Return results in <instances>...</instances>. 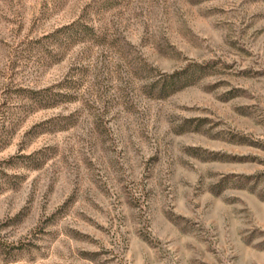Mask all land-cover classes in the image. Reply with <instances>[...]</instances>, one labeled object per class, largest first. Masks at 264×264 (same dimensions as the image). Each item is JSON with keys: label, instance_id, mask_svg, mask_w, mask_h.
<instances>
[{"label": "rangeland", "instance_id": "rangeland-1", "mask_svg": "<svg viewBox=\"0 0 264 264\" xmlns=\"http://www.w3.org/2000/svg\"><path fill=\"white\" fill-rule=\"evenodd\" d=\"M0 264H264V0H0Z\"/></svg>", "mask_w": 264, "mask_h": 264}, {"label": "trees", "instance_id": "trees-1", "mask_svg": "<svg viewBox=\"0 0 264 264\" xmlns=\"http://www.w3.org/2000/svg\"><path fill=\"white\" fill-rule=\"evenodd\" d=\"M82 24H84V26L82 27V29L89 28V25H88V24H85V23H82ZM73 25H74L73 23H70V24L66 25L65 27H66V28H70V27H72Z\"/></svg>", "mask_w": 264, "mask_h": 264}]
</instances>
